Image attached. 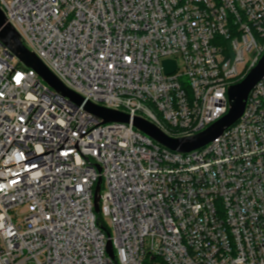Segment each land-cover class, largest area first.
Returning a JSON list of instances; mask_svg holds the SVG:
<instances>
[{"label": "built area", "instance_id": "obj_1", "mask_svg": "<svg viewBox=\"0 0 264 264\" xmlns=\"http://www.w3.org/2000/svg\"><path fill=\"white\" fill-rule=\"evenodd\" d=\"M0 8L65 87L173 138L224 117L229 87L264 54V0H0ZM149 258L264 264V77L237 123L183 153L132 121L86 112L0 41V264Z\"/></svg>", "mask_w": 264, "mask_h": 264}, {"label": "water", "instance_id": "obj_2", "mask_svg": "<svg viewBox=\"0 0 264 264\" xmlns=\"http://www.w3.org/2000/svg\"><path fill=\"white\" fill-rule=\"evenodd\" d=\"M0 41L25 67L35 70L39 77L57 93L68 98L75 105L83 106L86 112L102 119L104 123H130L132 121L133 125L138 130L150 136L152 139L173 151L183 153L191 152L206 146L219 137L226 129L237 123L244 114L251 91L264 77L263 54L258 63L240 82L229 87L228 99L230 107L228 113L224 117L194 136L173 138L166 135L154 124L143 118L135 117L131 120L130 115L86 101L79 94L65 87L41 60L24 45L17 31L8 23L1 8ZM164 66L167 73H172L176 69L174 61L166 60L164 61ZM101 183L102 179L98 181L94 193V209L96 213L100 212ZM108 252L112 257L114 256L113 246L110 241L108 242Z\"/></svg>", "mask_w": 264, "mask_h": 264}, {"label": "trees", "instance_id": "obj_3", "mask_svg": "<svg viewBox=\"0 0 264 264\" xmlns=\"http://www.w3.org/2000/svg\"><path fill=\"white\" fill-rule=\"evenodd\" d=\"M247 73H248V72H246V75H247ZM246 75H245V76H246ZM106 228H107V227H106ZM107 229H108V228H107ZM155 261H156L155 258H151V259L149 258V259L145 262V264H154Z\"/></svg>", "mask_w": 264, "mask_h": 264}, {"label": "rangeland", "instance_id": "obj_4", "mask_svg": "<svg viewBox=\"0 0 264 264\" xmlns=\"http://www.w3.org/2000/svg\"><path fill=\"white\" fill-rule=\"evenodd\" d=\"M21 218H22V216H21Z\"/></svg>", "mask_w": 264, "mask_h": 264}]
</instances>
